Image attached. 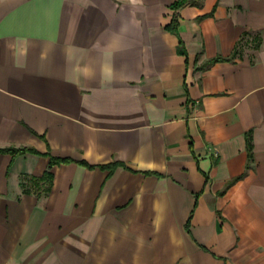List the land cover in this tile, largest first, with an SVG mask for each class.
Returning <instances> with one entry per match:
<instances>
[{
	"label": "crops",
	"instance_id": "1",
	"mask_svg": "<svg viewBox=\"0 0 264 264\" xmlns=\"http://www.w3.org/2000/svg\"><path fill=\"white\" fill-rule=\"evenodd\" d=\"M198 1L0 0V264H264V0Z\"/></svg>",
	"mask_w": 264,
	"mask_h": 264
},
{
	"label": "trees",
	"instance_id": "2",
	"mask_svg": "<svg viewBox=\"0 0 264 264\" xmlns=\"http://www.w3.org/2000/svg\"><path fill=\"white\" fill-rule=\"evenodd\" d=\"M185 4H195V5H198L199 4V1L198 0H177V2H175L173 4V7L175 8H178V7H181ZM248 148H249V142H248ZM5 151H9V150H0V152H5ZM20 152V151H18ZM67 160H54V159H51L50 160V166H52L54 163H58V162H65ZM44 179H51V173L49 171L45 172L44 173V176L42 177Z\"/></svg>",
	"mask_w": 264,
	"mask_h": 264
}]
</instances>
